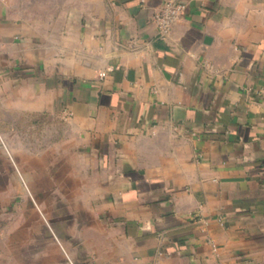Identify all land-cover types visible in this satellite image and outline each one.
<instances>
[{"label": "crops", "instance_id": "obj_1", "mask_svg": "<svg viewBox=\"0 0 264 264\" xmlns=\"http://www.w3.org/2000/svg\"><path fill=\"white\" fill-rule=\"evenodd\" d=\"M167 1L0 0V264H264V0Z\"/></svg>", "mask_w": 264, "mask_h": 264}, {"label": "rangeland", "instance_id": "obj_2", "mask_svg": "<svg viewBox=\"0 0 264 264\" xmlns=\"http://www.w3.org/2000/svg\"><path fill=\"white\" fill-rule=\"evenodd\" d=\"M18 122H34L37 123L38 126H41L46 129V127H49V136H52V132H54V137H63L65 136L66 139H71L74 135V132L72 130V113L68 110L65 111H59L55 114H48V115H17ZM56 127L58 128L57 131H54L53 129ZM44 130H29V129H23L18 130V134L22 133L26 136H35L37 134H41L42 132H45ZM79 136V135H77ZM67 144V142H66ZM68 148V146H66ZM92 156L87 149H85L83 146L81 147V164L82 169H88L89 166V157Z\"/></svg>", "mask_w": 264, "mask_h": 264}, {"label": "built area", "instance_id": "obj_3", "mask_svg": "<svg viewBox=\"0 0 264 264\" xmlns=\"http://www.w3.org/2000/svg\"><path fill=\"white\" fill-rule=\"evenodd\" d=\"M186 10V5L183 2L174 0L167 1L163 8L154 16V22L161 33H167L183 15ZM100 77L103 78L106 73L100 72Z\"/></svg>", "mask_w": 264, "mask_h": 264}]
</instances>
